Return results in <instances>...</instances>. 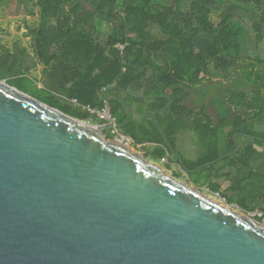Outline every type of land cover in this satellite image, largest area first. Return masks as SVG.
I'll list each match as a JSON object with an SVG mask.
<instances>
[{
  "label": "trees",
  "instance_id": "16d2710c",
  "mask_svg": "<svg viewBox=\"0 0 264 264\" xmlns=\"http://www.w3.org/2000/svg\"><path fill=\"white\" fill-rule=\"evenodd\" d=\"M16 1L28 15L39 16L37 27L28 26L34 63L26 65V47L16 54L8 50L0 55V80L9 77L8 83L19 90L96 124L102 122L83 107L101 110L108 104L117 124L130 117L125 104L106 100L105 90L112 86L145 97L168 94L172 107L157 118L173 147L188 133L196 134L205 148L192 169L234 151L237 133L252 136L237 137L249 141L224 159L231 184L223 197L250 213L249 203L264 205V150L259 149H264V57L259 54L264 0ZM237 10L250 15L252 26L236 16ZM213 14H222L219 22ZM99 20L113 24L105 42ZM120 45H125L123 52ZM251 45L258 53L255 61L246 60ZM39 65L41 77L25 76L27 66ZM109 96L123 98L135 109L134 119L121 130L125 136L142 146L148 158L170 156L178 163L153 119L168 104L166 98L139 99L119 90ZM262 214L256 220L264 221Z\"/></svg>",
  "mask_w": 264,
  "mask_h": 264
},
{
  "label": "water",
  "instance_id": "95a60500",
  "mask_svg": "<svg viewBox=\"0 0 264 264\" xmlns=\"http://www.w3.org/2000/svg\"><path fill=\"white\" fill-rule=\"evenodd\" d=\"M123 124H90L0 81V264H264V222L135 152ZM118 130L119 138L108 133ZM236 149L190 172L219 163ZM264 140V139H261ZM134 143V141H133Z\"/></svg>",
  "mask_w": 264,
  "mask_h": 264
},
{
  "label": "rangeland",
  "instance_id": "374dc122",
  "mask_svg": "<svg viewBox=\"0 0 264 264\" xmlns=\"http://www.w3.org/2000/svg\"><path fill=\"white\" fill-rule=\"evenodd\" d=\"M0 3L2 5L0 9V55L2 53L7 52L8 50L16 54L21 51V47H26L28 50V56L26 54V57L24 58L25 63L26 65L33 66L35 56L32 49V36L29 34L28 26H30L31 28L37 27L39 25V16L37 15L34 17L28 15L24 7L19 6L16 0H0ZM228 4H230V2H228ZM88 8L90 10H93V7L91 5H88ZM245 13L246 12L244 10H237L235 12L236 16L244 17L243 19L248 23V25L252 26L254 21L250 20V15H245ZM221 17L222 14H213L212 16L215 22H219ZM99 23L100 29L103 32L102 41L105 42L107 39L106 35H108L111 29L113 28V24L101 20H99ZM253 30L254 29L251 28V32ZM248 49V52L245 53L247 55L246 60L250 61L253 59L255 61V59L258 57V53L255 51L256 49H254L252 45ZM259 49V54L264 57V42L261 43V47H259ZM32 66H29L31 67V70H28L27 66L23 70V72L25 73V76L29 77L30 79L36 80L38 79V77L42 76L43 66L39 65L35 69ZM231 75L234 78V72H232ZM8 80L9 77L0 81H6L8 83ZM87 121L90 124L96 123V120L91 118ZM110 134L111 133L109 132V135ZM110 136L112 138H119L118 135L116 136L111 134ZM182 137V142L178 144L175 150L177 154L180 155V157L183 159L185 166L179 165L178 163L174 162L172 158L170 159V156L163 160L153 159L152 157H149V159L155 162L156 164L160 165L167 173L171 174L176 180L199 189L206 195L220 200L223 204L226 203L227 201L223 197V195L226 194V191L231 184V181L226 176V172L231 171L229 168V164L223 160L219 163L204 167L196 172L188 173L189 170L196 169H192V166L204 154L205 148L202 146V143L200 145L198 141L199 139L196 134L186 133ZM223 141L224 139L222 138V143L224 145ZM246 141H249V139L241 137L239 138L238 142L241 146ZM126 142L132 147L133 151L147 156V151L142 146H137L131 141L126 140ZM259 149L260 151L264 150L263 148ZM223 152H225V149L222 150V153ZM232 171L233 173L234 171H236L234 173L235 175L233 176H235V180L237 182L239 180L237 176V169ZM235 180L233 182H235ZM234 196L238 198V192L234 193ZM230 205L235 209L240 210L241 212H245L238 205ZM247 208L250 211H254L251 213L247 211L245 212L246 214H248V216L252 217L253 219H256V217H260L261 214L264 213V205L258 201H253L249 203Z\"/></svg>",
  "mask_w": 264,
  "mask_h": 264
},
{
  "label": "built area",
  "instance_id": "2783aa9c",
  "mask_svg": "<svg viewBox=\"0 0 264 264\" xmlns=\"http://www.w3.org/2000/svg\"><path fill=\"white\" fill-rule=\"evenodd\" d=\"M124 46L125 45H120L118 46V49L123 52L125 50ZM74 103L78 104L76 100H74ZM83 108L84 110L90 112L93 117H96L99 121H101V124H117L116 118L112 115L111 107L108 104H106L105 107L101 110L92 109L90 106H85ZM111 132L113 135L120 136L118 130H113ZM126 140L133 142V140L129 137L126 138ZM262 215L263 214H261V216Z\"/></svg>",
  "mask_w": 264,
  "mask_h": 264
},
{
  "label": "flooded vegetation",
  "instance_id": "af4514ba",
  "mask_svg": "<svg viewBox=\"0 0 264 264\" xmlns=\"http://www.w3.org/2000/svg\"><path fill=\"white\" fill-rule=\"evenodd\" d=\"M95 124H96V123H95ZM110 133L112 134V132H110ZM111 134H110V135H111ZM110 135H109V133H108V136H109V137H111ZM112 135H113V134H112ZM178 164H179V163H178Z\"/></svg>",
  "mask_w": 264,
  "mask_h": 264
},
{
  "label": "crops",
  "instance_id": "0c3cea01",
  "mask_svg": "<svg viewBox=\"0 0 264 264\" xmlns=\"http://www.w3.org/2000/svg\"><path fill=\"white\" fill-rule=\"evenodd\" d=\"M102 31V30H101Z\"/></svg>",
  "mask_w": 264,
  "mask_h": 264
}]
</instances>
